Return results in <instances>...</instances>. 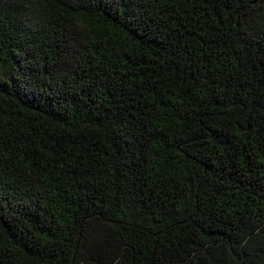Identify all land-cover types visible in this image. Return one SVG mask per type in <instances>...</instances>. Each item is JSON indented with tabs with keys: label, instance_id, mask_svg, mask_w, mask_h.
I'll return each instance as SVG.
<instances>
[{
	"label": "trees",
	"instance_id": "obj_1",
	"mask_svg": "<svg viewBox=\"0 0 264 264\" xmlns=\"http://www.w3.org/2000/svg\"><path fill=\"white\" fill-rule=\"evenodd\" d=\"M0 264H264V0H0Z\"/></svg>",
	"mask_w": 264,
	"mask_h": 264
}]
</instances>
